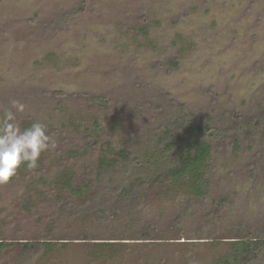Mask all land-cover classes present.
<instances>
[{"label":"rangeland","instance_id":"374dc122","mask_svg":"<svg viewBox=\"0 0 264 264\" xmlns=\"http://www.w3.org/2000/svg\"><path fill=\"white\" fill-rule=\"evenodd\" d=\"M12 100L57 148L0 186V264H224L263 233L264 0H0V112ZM184 112L214 134L206 197L166 178L113 207L56 204L60 174ZM41 239L51 247L29 256Z\"/></svg>","mask_w":264,"mask_h":264},{"label":"trees","instance_id":"16d2710c","mask_svg":"<svg viewBox=\"0 0 264 264\" xmlns=\"http://www.w3.org/2000/svg\"><path fill=\"white\" fill-rule=\"evenodd\" d=\"M75 12L60 15L57 25L67 24ZM145 30L143 34H147ZM174 65L177 67V62ZM91 102L102 107L109 105L107 98H94ZM29 124L25 123L24 126ZM211 130L210 126L199 125L184 112L167 125L165 132L155 134L149 142L127 141L126 146L118 150V157L114 144L107 142L102 148L101 159L90 173L81 176L72 172L62 173L50 185L64 193L63 199L55 200L56 204L66 202V209H76L78 205L75 199L79 198L82 199V203H79L81 206L105 203L113 207L125 196L134 194L140 197L150 186L166 178L181 182L194 196L204 198L209 194L210 186L207 168L212 154L208 140L214 135ZM50 133L54 135L55 131L50 130ZM258 235L241 237V241L235 242L236 248L227 256L224 264L260 263L264 258V231ZM41 240L44 241L27 245L29 256L40 253L44 247H51V243L45 242L46 239ZM6 246L7 243L0 242V253Z\"/></svg>","mask_w":264,"mask_h":264},{"label":"clouds","instance_id":"9594fccd","mask_svg":"<svg viewBox=\"0 0 264 264\" xmlns=\"http://www.w3.org/2000/svg\"><path fill=\"white\" fill-rule=\"evenodd\" d=\"M25 111V104L12 100L10 107L0 112V186L9 184L21 167L35 170L41 155L57 148L46 124L32 122L21 127L16 117Z\"/></svg>","mask_w":264,"mask_h":264}]
</instances>
